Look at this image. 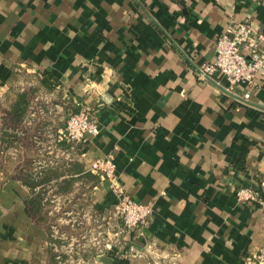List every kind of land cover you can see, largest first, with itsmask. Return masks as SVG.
<instances>
[{
	"label": "crops",
	"instance_id": "crops-1",
	"mask_svg": "<svg viewBox=\"0 0 264 264\" xmlns=\"http://www.w3.org/2000/svg\"><path fill=\"white\" fill-rule=\"evenodd\" d=\"M239 22L264 52V0H0L1 100L27 91L25 78L54 99L31 102L20 126L50 121L54 142L82 109L98 121V135L61 144L65 168L57 171L91 190L93 214L106 219L111 242L100 264H244L264 253V71L251 85L197 73ZM244 53L251 60V47ZM40 104L49 121L35 118ZM109 155L114 181L93 172ZM6 176L0 264H50L51 231L26 213L31 190ZM113 185L152 206L146 227L122 230ZM240 189L258 200H239Z\"/></svg>",
	"mask_w": 264,
	"mask_h": 264
},
{
	"label": "built area",
	"instance_id": "built-area-1",
	"mask_svg": "<svg viewBox=\"0 0 264 264\" xmlns=\"http://www.w3.org/2000/svg\"><path fill=\"white\" fill-rule=\"evenodd\" d=\"M251 27L244 22L232 23L219 36L216 44L215 60L208 65L198 68L200 80L214 81L217 74L224 76L231 85L254 84L256 75L264 71V52L253 46L255 42ZM251 47V60L246 59L244 49ZM250 99V94L244 95V102ZM100 132L98 121L92 118L87 109L72 114L63 129L59 132V141L64 145H80L89 135H98ZM114 157L109 155L99 159L93 166V172L100 177L114 181ZM114 201L118 208V220L122 230L131 234L134 229H142L149 224L153 213L151 205L134 200L122 188L112 186ZM239 200L256 201V194L248 189H240L236 193ZM244 264H264V253L252 254L245 258Z\"/></svg>",
	"mask_w": 264,
	"mask_h": 264
},
{
	"label": "rangeland",
	"instance_id": "rangeland-1",
	"mask_svg": "<svg viewBox=\"0 0 264 264\" xmlns=\"http://www.w3.org/2000/svg\"><path fill=\"white\" fill-rule=\"evenodd\" d=\"M23 82V78L21 80ZM31 79L25 78V86L27 88V91H25L28 96L29 100L31 102H36V103H48V102H54L53 96L51 93L49 94L48 92L43 91L40 88V85L35 87H31ZM17 91L18 89L11 95L9 98H6L5 100H1L0 98V178H1V171L2 172H7L9 176L6 177H15L21 180L27 179L29 176L23 175V176H12L11 172L14 171L17 166H23L25 167V170H28V165L23 164V162L19 163V157L22 156L23 158L25 157H30V156H35L37 154L41 155L44 154V149H45V143L38 144V147L36 150L33 149V147L30 148V146H26L22 149H19L18 151H14L13 147L9 148V150L6 151V156H8V160H5V156L3 155L1 157V117L4 115L6 112V108L1 106L2 102H12L15 101L17 98ZM37 113L38 115L35 117L37 121H49V114L45 112L43 105L40 104L37 107ZM44 118V119H43ZM9 123L10 126H13L11 122ZM51 122L49 121V124ZM43 124H39L38 128L44 129L45 131H40L42 134L47 136V139H50L52 136V139L54 138L55 133L52 131L54 130V127ZM20 127V132L25 133L31 131V134H35L38 132V128L35 127L31 130L30 127L28 126H18ZM52 130V131H50ZM47 131V132H46ZM55 140V139H54ZM57 142L60 143L59 141V134L56 136ZM59 143H57V148H54V151L60 156L63 157V153L60 150ZM62 144V143H61ZM57 149V151L55 150ZM44 156V155H43ZM16 157V158H14ZM21 164V165H20ZM75 183H66L65 184V193H71L75 192V195H73L72 200L67 203L66 207L64 209L66 212H74L70 213V217H73L75 222H79V225H75L74 227H68L65 225V222L67 220L65 219L66 216L63 214H58L54 213V217L52 219V223L55 225L53 228L52 234V244L53 249H54V254H62L61 257L56 258V260L53 261L52 264H100L97 260V254L103 252V250H107L108 246L110 244V237H109V232L107 231L106 228V219L101 217L100 211H94L97 212L96 215L93 214V209L91 207L90 203V198L92 195L91 190L86 189V191H81L77 190V186L75 187ZM75 188V190H74ZM52 195V194H51ZM62 201L60 200V204L62 205ZM60 208V206H59ZM61 208H63L61 206ZM78 212H85V216L83 214L81 216H78ZM56 215V216H55ZM64 235L67 239V241H62L57 240L59 236ZM65 254V255H64Z\"/></svg>",
	"mask_w": 264,
	"mask_h": 264
},
{
	"label": "trees",
	"instance_id": "trees-1",
	"mask_svg": "<svg viewBox=\"0 0 264 264\" xmlns=\"http://www.w3.org/2000/svg\"><path fill=\"white\" fill-rule=\"evenodd\" d=\"M30 103L31 101L29 100V96L26 92L19 93L11 108L6 110V113L2 115L1 118L4 126L3 130L1 131V157L4 155L5 160H8L9 158L6 156V151L12 147L16 149V151L26 147L27 145L30 146V148L33 147V149H36L38 144L42 145L45 143L46 145L44 154L41 153V155L37 154L33 157L28 156L25 158L22 156L19 157V160L23 162V164L28 165V170L24 171L25 173L16 176H29L27 179L22 181L30 188L32 193V197L27 201L26 213L33 219L38 217L39 219H37V221L41 222L42 225L45 224L51 232H53V228H55V225L52 223L55 212L66 216V226H78L79 222H75L73 217L69 216L74 212H70V214L64 209V207H66L67 203H69L73 197V192L65 193V184H72L73 180L67 178L68 176L62 175V177L59 171H57L58 168L60 170L65 168L62 163L63 157L57 156L58 154L54 151L55 146L58 149L56 144L59 142H57V140L52 142V138L49 139L51 142H46L45 139L47 137H45L44 134L43 136L37 137L36 139L33 137L32 141L28 140V132L21 133L20 127H18L22 124L23 120L27 118ZM7 122H11L13 126H10ZM17 131L20 133L17 134ZM43 131L45 130L43 129ZM59 147L61 150V142L59 143ZM53 169H55L57 172H54ZM22 170H25V167H23ZM60 200H63L62 205L60 204ZM61 206L63 208H61ZM82 214L85 216V212L77 213L78 216H81ZM57 240L62 242L69 239L62 235L59 236ZM52 251H54L53 246ZM61 255L62 254H54L53 252L50 258V264H52L56 258L61 257Z\"/></svg>",
	"mask_w": 264,
	"mask_h": 264
}]
</instances>
